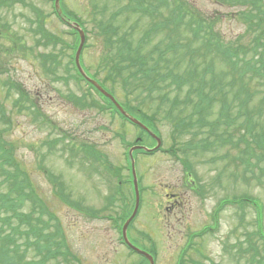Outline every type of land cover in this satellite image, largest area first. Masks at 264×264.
<instances>
[{
    "label": "rangeland",
    "instance_id": "obj_1",
    "mask_svg": "<svg viewBox=\"0 0 264 264\" xmlns=\"http://www.w3.org/2000/svg\"><path fill=\"white\" fill-rule=\"evenodd\" d=\"M9 1L0 8V30H4V38L0 36V141L12 147L19 169L29 174L28 191L33 198L24 199L26 202L20 209L33 208L35 217H28L31 223L48 219L40 210H50L62 217L67 244L80 261L74 260V264H148L130 253L121 237V217L124 212V216L130 214L135 203L128 151L139 130L117 114L100 111L97 105L100 97L86 83L76 79L72 57L76 53L77 38L71 35L72 28L57 17L52 1L20 0L13 4ZM60 1L66 12L91 27L95 16L92 3L97 0ZM141 1L145 11L124 9L119 15L121 32L126 33V38L131 35L135 53L179 43L161 63L175 67L183 76L196 78L195 82L206 79V89L212 93L221 88L212 106L203 112L207 121L212 123L219 117L222 105L218 97L232 106L243 100V93L259 82V75L253 70L241 72L245 69L243 61L253 59L258 65L264 64V24L258 33L246 30L239 12L254 8L246 0H175L196 10L203 16L204 23L210 22L209 35L215 34L210 46H198L204 33L194 37L192 30H187L190 15L169 31V22L164 23L163 18L175 17L176 5L172 2L165 5L161 0ZM125 2L128 0H99V8L104 9V16H109L123 8ZM33 7L41 8L43 17L36 19ZM23 14L33 18H23ZM161 20L164 24L158 27ZM149 30L141 41L140 37ZM16 31L22 38L13 45L15 36H8ZM253 35L258 37L257 49L253 48L256 46ZM52 37H56V41ZM215 40L230 49V59L215 51L217 46H212ZM12 45L18 48L12 51ZM101 58V43L90 36L81 54L82 65L99 79L107 78L106 83L114 89H110L111 92L122 102L130 101L140 106L148 117H153L166 148L175 138L177 158L186 159L187 163V167H183L170 153L166 156L135 153L142 202L130 229L132 242L149 252L153 251V246L156 264H253L251 242H254L256 251L260 248L264 264V238L258 233L260 229L264 232V153L258 167L251 168L254 173H245V163L237 158L245 150L239 142L245 131L236 127L230 129L234 135L230 145L217 143L212 151V148H199L200 140L217 139L209 132V125L195 124L175 130L177 120L194 115V101L185 103L187 88H176L169 84L170 80L159 82L157 93L151 95L133 89V85L125 88L123 82H115V76L107 75L110 69H105ZM190 72L194 75L189 76ZM12 82L28 94L25 103L14 104L17 92L9 88ZM174 98L179 99L176 105H173ZM250 103L255 107L254 115L259 123L254 133L264 134V100L256 97ZM232 110L236 108L233 106ZM196 118L193 116L192 120ZM216 129V132L226 130L222 125ZM144 139L147 144L154 143L148 136ZM84 146L92 153L85 151ZM187 168L196 185L198 182L196 190L188 186L189 179L185 180ZM258 176L262 177L261 181ZM169 192L183 194L188 203L185 212L167 210ZM17 195L18 192L13 194ZM227 195L257 199L262 206L260 215L257 216L253 204L246 202L243 211L237 205L226 207L215 222V205ZM64 197L72 200V206L66 204L68 199L64 202ZM77 204L87 211L100 210L101 214L94 217L89 212L79 211ZM8 215L0 213V235L9 234L11 226L27 224L17 219L7 224ZM215 224L214 233L208 231L202 236L205 226ZM36 225L41 229L38 222ZM196 232L200 237L194 234ZM238 245L244 247L242 256L237 254V248H231ZM17 250L18 247L13 251ZM58 260L66 264L62 257ZM48 264H57V261L51 260Z\"/></svg>",
    "mask_w": 264,
    "mask_h": 264
},
{
    "label": "trees",
    "instance_id": "obj_2",
    "mask_svg": "<svg viewBox=\"0 0 264 264\" xmlns=\"http://www.w3.org/2000/svg\"><path fill=\"white\" fill-rule=\"evenodd\" d=\"M7 1L9 0H0V8L3 7L4 3H7ZM15 1L20 0H10L8 3L11 4ZM161 1L165 5L169 2L176 5L174 6L176 11L175 17L170 18L169 16H165V18H163L164 23L167 24L169 22L168 27L170 32L173 31L174 25L181 23L183 17L185 18L190 15L191 19H188L187 30H192L194 37H198L199 34L204 33V39L199 42L198 46H210L212 44L215 34L212 32L211 36L209 35L210 22L208 21L204 23L202 15H200L192 7L187 5L184 6L183 2L177 4L175 0ZM217 1L222 2L223 0ZM22 2H24V0H22ZM246 3L254 8L241 10L239 14L241 19L247 25L246 30L252 34L258 33L264 24V0H246ZM93 5L95 8V16L92 20V25L88 28L87 32L92 35L95 40H99L101 43V63L104 64L106 70L110 69V72L107 75L109 77L115 76V82H123L125 88L133 85V89H140L143 92H146L147 95H151L153 92L157 93L159 82L166 80H170L169 84L176 88H187L185 103H191L194 101L193 116H197V118L194 121L192 120L193 116L190 117V119L183 118L177 120L175 122V130H184L185 127L195 124H201L204 125V127L209 125V132L217 139L213 141L210 137H207L200 140L197 145L199 148L205 150H209L210 148L213 149L214 145L217 143H224L226 145L233 143L234 135L230 133V129L232 130L236 127L239 130H244L245 135L239 138V142L242 144L244 141L246 144L244 153H246L247 158L244 163L247 170L254 173V169L251 168L258 167L261 162L262 154L264 153V134L254 133L259 127V123L257 122V117L254 115L255 107H251L250 101L253 98L256 99V97H259V99L263 98L264 100V89L262 88V86H264V78L262 79V77H264V73L262 74L264 64L258 65L257 61L253 59L243 61L245 69L241 71L242 74L248 70H253L259 75V82L254 83L250 89L243 93V100L237 104H233L232 106L230 102L225 103L223 97H218V99L221 100L222 108L219 112V117L211 123L204 117L203 112L212 106L215 95L221 90V88L212 93L209 89H206V79L195 82L194 80L196 78L183 76L178 73L175 67H170L161 63L165 58H167L170 51H175L178 48L179 43L178 45L170 44L166 47H156L154 50L146 53H135V47L133 46L132 39L130 38L131 35L126 38V33L121 32V25L118 21V17L121 12L124 9L126 11L133 12H137L138 9L140 11H145L146 8L143 6V2L141 0H131L129 2L128 0V2L123 4V8L119 9V11L112 12L109 16L103 15L104 9L99 8V0L92 3V11ZM62 8L64 13L71 19H78L77 16L66 12L64 6H62ZM32 12L34 13V17L36 19L43 17V15H41V8L33 7ZM24 17L25 14H23V18ZM26 18L31 19L33 16H26ZM163 22L161 20L157 26L162 27L164 24ZM212 23L215 26V21H212ZM150 31L151 30L144 33L140 37V40L143 41L148 36ZM0 34L3 35L2 30H0ZM52 40L56 41V37H52ZM253 40L256 44L253 48L257 49L259 47L257 44L258 37L253 35ZM119 42L121 45H118ZM122 46H125V48L123 49ZM187 46H190V44ZM212 46H217L215 51L221 52L225 57L228 56L229 59L232 57V52L229 48L223 47L225 45L222 42L215 40ZM17 48L18 46H12L10 50H15ZM254 52H257V50ZM237 58L245 59L241 56H238ZM148 59L150 60V63ZM193 72H190L189 76H193ZM79 76L82 77L78 72L76 79H78ZM100 79L102 84L106 83L105 81L107 78ZM15 82L17 83V81ZM15 82L10 83L9 85L10 89L17 92V98L14 99L13 102L14 104H16V102L25 103V97L28 96V94L24 90L19 89ZM88 85L99 93L90 83H88ZM257 94L262 96H257ZM139 96L140 94H138L137 97ZM159 98L162 100L161 97ZM105 99L107 100V98ZM124 101L126 102L123 104L128 109L135 107L140 108V106L132 105L130 101ZM178 101V98H174L173 105H176ZM33 103L36 104L37 102ZM179 104H181V102ZM233 106L236 108L235 111L232 110ZM261 111L262 109H260V114L262 115ZM140 117L144 120V122H147L154 128L157 127L153 124L155 119L153 117H148L141 110ZM221 125L224 126L226 130L216 132V126ZM253 159L255 162L252 161ZM262 175H264V171L262 172ZM28 179L29 174L22 169H19V162L12 150V147L0 141V189H2L0 192V213L6 212L9 214V218L5 220V223L7 224L11 219H17L19 220V223L20 221L24 224L27 223L25 225L19 224V227L17 225L11 226L10 228L12 229L9 234L0 235L4 238L0 240V264H48L51 260L57 261V264H63L60 260H58L59 257H62L66 264H74V260H77L80 263L77 256L70 250V247L67 244V240L64 235V223L61 222V216L59 217L56 212L50 210H40V212L48 219L45 221L37 219L31 223L30 220H28V217L31 216L32 219L35 217L33 208H28L26 211L23 210V208L20 209V207H23L26 202L24 199L33 198V194L28 191V187L30 185ZM258 179L261 180L262 177L258 176ZM17 192L18 195L14 197L13 194ZM67 199L68 197H64V202L67 201ZM71 202L72 200L68 199L66 204L72 206L70 204ZM77 208L79 211L89 212V214L93 216L101 214L100 210L87 211L79 204H77ZM36 222L40 224L41 229L37 228ZM17 237L19 242L17 241ZM17 247L19 250L14 252V248ZM236 247L237 254L242 256V248L239 246ZM251 247L253 249L252 252H254L251 257V259L253 258L252 263L262 264L260 248L259 251H256L257 246L252 242ZM248 264L251 263L249 262Z\"/></svg>",
    "mask_w": 264,
    "mask_h": 264
},
{
    "label": "water",
    "instance_id": "obj_3",
    "mask_svg": "<svg viewBox=\"0 0 264 264\" xmlns=\"http://www.w3.org/2000/svg\"><path fill=\"white\" fill-rule=\"evenodd\" d=\"M58 3H59V0H57V5H58ZM76 28H77V30L80 32V35H81V45H80L79 53L77 54V64H78V66H79L81 72L83 73V70H82V68H81V66H80V63H79V54H80L81 47L83 46V44H84V42H85V33H84V31H83L79 26H77ZM89 80H90L91 82H93V83H94V84H95V85H96V86H97V87H98L103 93H105L107 96H110V95H109L104 89H102V87H101L100 85H98L95 81L91 80L90 78H89ZM110 97H111V96H110ZM111 98H112V97H111ZM132 120L135 121V122H137V123H139L136 119H133V118H132ZM158 141H159V144H160V140H159V139H158ZM135 185H136L135 187H136V195H137L136 207H135V210H134L132 216L130 217V219H129V220L126 222V224L124 225V237H125L126 242L129 243L130 246H131L132 248L136 249L137 251H139L140 253H142L143 255H145V256L150 260L151 264H154V260H153L152 256H151L150 254H148V253H146V252H144V251L138 249L137 247L133 246V245L129 242V240H128V238H127V234H126L127 227H128V225H129V223L131 222V220L135 217V215H136V213H137V210H138V206H139V192H138V185H137V181H136V180H135Z\"/></svg>",
    "mask_w": 264,
    "mask_h": 264
},
{
    "label": "flooded vegetation",
    "instance_id": "obj_4",
    "mask_svg": "<svg viewBox=\"0 0 264 264\" xmlns=\"http://www.w3.org/2000/svg\"><path fill=\"white\" fill-rule=\"evenodd\" d=\"M169 195H170V194H169ZM176 201H177V200H176ZM176 201H175V202H176Z\"/></svg>",
    "mask_w": 264,
    "mask_h": 264
}]
</instances>
